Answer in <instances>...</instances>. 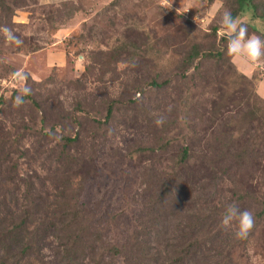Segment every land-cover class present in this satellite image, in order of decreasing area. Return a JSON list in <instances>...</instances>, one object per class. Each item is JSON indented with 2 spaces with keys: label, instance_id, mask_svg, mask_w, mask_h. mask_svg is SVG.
Instances as JSON below:
<instances>
[{
  "label": "rangeland",
  "instance_id": "1",
  "mask_svg": "<svg viewBox=\"0 0 264 264\" xmlns=\"http://www.w3.org/2000/svg\"><path fill=\"white\" fill-rule=\"evenodd\" d=\"M254 1L258 19H240L264 35V0ZM73 3L81 12L63 25L48 19L60 3L38 0L8 19L15 39L0 28V264H131L136 252L111 250L138 226L130 243L144 242L146 262L164 264L180 250L169 249L180 230L200 218L219 233L214 262L264 264V99L225 50L198 69L185 62L194 48L218 49L235 1ZM24 88L33 102L17 106ZM110 103L111 119L97 126ZM61 136L77 137L63 154ZM233 203L253 213L247 238L221 225ZM74 212L73 231L62 232ZM162 213L171 225L158 236ZM76 231L83 235L68 259Z\"/></svg>",
  "mask_w": 264,
  "mask_h": 264
},
{
  "label": "trees",
  "instance_id": "2",
  "mask_svg": "<svg viewBox=\"0 0 264 264\" xmlns=\"http://www.w3.org/2000/svg\"><path fill=\"white\" fill-rule=\"evenodd\" d=\"M208 1H211V0H208ZM234 1L236 4V11L231 13L234 18L243 17L244 14H250L251 15L250 17L253 20L258 19L257 12H258L259 7L255 3L254 0H234ZM36 5H38V0H0V28H3L4 26L6 28L9 27L10 24L8 23V19L10 20L14 16L16 10L26 9L28 7H32ZM74 5L75 4L73 3V1L60 2L59 6L61 7L60 8L61 10H57L56 14L54 15H49L48 16L49 21L52 23V22H57V19H61L60 20L61 21L60 24H61L62 19L63 21L64 19H68V20L72 19L75 14L81 12V8L79 7V5H77L76 7H74ZM260 18L264 20V9H263V14L260 16ZM2 23H3V26H2ZM247 26L251 30V34H256L260 36L261 39H264V35L258 30H256L255 27L250 26V24H248ZM53 30L57 31L58 28H53ZM85 41H86V37L80 36L77 44L80 45V42H82L85 45L86 43ZM227 42H228V37L224 38L220 42L218 49H216L215 51L200 52L197 48L192 49L185 58L186 64L188 66H191L193 69H198V64L200 62L207 61V60H214L216 62L221 61L222 54L224 52L223 50L226 51ZM221 46H224V48ZM260 61H264V58H262ZM257 78H260V77H257ZM22 100L23 101L31 100V98L29 95H26L25 97L22 98ZM31 101L33 102V100ZM114 105L115 104L113 103H110L109 105H107L106 113H105V116L103 117V122H99L100 120H98L97 122H94L97 126L106 125V123L109 122L114 112V107H115ZM82 113L83 112H80L81 115ZM61 140L63 142V150H62V154H63L65 153V150L68 145H72L77 141V137L76 136H73V137L61 136ZM187 153H188L187 149L182 150L181 159L183 161L187 158V155H188ZM66 155H67V160H69L71 158L69 151L66 152ZM263 206H264V201H263ZM262 215L263 214H261V216ZM67 216H65V218ZM159 217L162 218V222H161V219L158 221H155L159 228L157 235L159 236V234H163L165 236V233L168 232V229L171 225L170 221L172 217L169 214H164V213H162V216L159 215ZM77 220H79L78 213L74 212L73 214H71L69 221L67 222L65 227L61 229V231L65 233H68V231L72 232L74 228L73 224L76 223ZM205 224L206 223H204L203 219L200 218L197 220V222L194 225L190 226L189 228L184 229L183 231H181L182 230L181 229L180 230V234H182L181 242H178V244L176 245L173 244L171 245V247L169 246V249L170 248L172 249L180 248V250L179 251L176 250L174 253H171L172 256L169 259H165L164 264H217L216 262H214V259H217V260L219 259L214 256L215 251L213 250L214 249L213 245L217 242V240H219V233H216L212 229L208 230L207 228H205L204 226ZM22 226H23V223L21 226H18V228L16 227L17 228L16 230L19 231L23 229ZM139 228L140 227L138 226L130 232V240L128 242L126 241L121 246L113 248L111 252L115 256H127L128 253L136 252L137 255L133 258V261L131 262V264H140L138 262H141V261L143 263H147L143 256L145 253L144 242H142L141 244H136L137 243L136 241L132 244L130 243L131 240L136 239L135 235L139 234L138 233L140 230ZM195 228L198 230H196ZM199 232L200 233L205 232V235L207 236L205 238H207V240L202 241V240H197L196 238H194L193 235ZM81 233L82 232L76 231V233L72 234L73 235L72 243L70 247L65 249V255H64L65 257H69L68 259L75 257L74 251H75L76 245L79 242H81L80 241L82 238L81 236L83 235V233L82 235ZM190 236L192 237L191 240L187 243H183V242H186V240L189 239ZM4 251L7 254V248H5ZM157 254L158 253H155V255ZM226 255H227V252H226ZM130 259H132V256H130ZM150 260L151 258L147 260L148 263L151 262L152 264H158ZM2 264H15V263L6 261V262H2Z\"/></svg>",
  "mask_w": 264,
  "mask_h": 264
},
{
  "label": "clouds",
  "instance_id": "3",
  "mask_svg": "<svg viewBox=\"0 0 264 264\" xmlns=\"http://www.w3.org/2000/svg\"><path fill=\"white\" fill-rule=\"evenodd\" d=\"M171 2L170 0H160L161 6L167 8L170 7ZM220 28V34L228 37L226 47L228 56L250 63H256L264 58V39L256 34L249 35L245 22L239 17L234 18L229 11L225 10L220 21ZM3 32L6 38L15 39L10 37L7 28L3 29ZM15 42L20 43L19 40ZM28 93L27 88L22 89L21 96L16 100L17 106L23 102L22 97ZM155 123L159 126L163 120L157 119ZM254 223L253 213L249 210L241 211L234 203L226 206L221 219L223 227H234V235L238 239L247 238L254 227Z\"/></svg>",
  "mask_w": 264,
  "mask_h": 264
},
{
  "label": "crops",
  "instance_id": "4",
  "mask_svg": "<svg viewBox=\"0 0 264 264\" xmlns=\"http://www.w3.org/2000/svg\"><path fill=\"white\" fill-rule=\"evenodd\" d=\"M65 1H75V0H41L42 3L46 4H58L60 2ZM261 61H258L257 63H250L245 62L243 60L236 59L234 57L231 58V66L237 69V71L240 73V75L243 77V79L250 83H255V93L257 97L260 99H264V75L262 77L257 78L254 74L255 71L258 68L261 69Z\"/></svg>",
  "mask_w": 264,
  "mask_h": 264
}]
</instances>
